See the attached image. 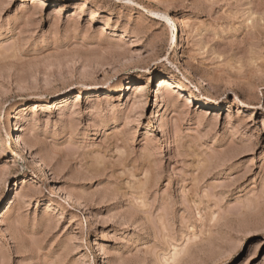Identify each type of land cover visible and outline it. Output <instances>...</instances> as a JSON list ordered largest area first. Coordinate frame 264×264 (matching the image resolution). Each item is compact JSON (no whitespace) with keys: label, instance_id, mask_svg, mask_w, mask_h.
Instances as JSON below:
<instances>
[{"label":"rangeland","instance_id":"obj_1","mask_svg":"<svg viewBox=\"0 0 264 264\" xmlns=\"http://www.w3.org/2000/svg\"><path fill=\"white\" fill-rule=\"evenodd\" d=\"M0 264H264V0H0Z\"/></svg>","mask_w":264,"mask_h":264},{"label":"bare ground","instance_id":"obj_2","mask_svg":"<svg viewBox=\"0 0 264 264\" xmlns=\"http://www.w3.org/2000/svg\"><path fill=\"white\" fill-rule=\"evenodd\" d=\"M39 1V0H38ZM59 2V1H58ZM53 3H55V2H53ZM171 21V20H170ZM170 21H168V23L171 25V22ZM185 24H186V22H185ZM184 24V20H183V18L181 19V21H180V25L178 26V27H183V26H186ZM172 26V25H171ZM177 27V26H176ZM175 38H177V36L175 35V34H172V36H171V38H170V41L172 42V41H174L175 40ZM174 83V82H173ZM172 83V81L169 79V78H166V77H162L161 79H159V81H158V86H157V90H159L161 93H166L167 92V88H170L171 86H173L174 84ZM138 90H140V91H138V92H141V89L140 88H138ZM173 90H174V92H176L175 94L177 95V93L178 94H180L181 96L183 95L184 97H187L188 99H187V101H189L190 100V98H191V96H192V94L191 93H187V94H184V92H181L180 90H176L175 88H173ZM160 93V94H161ZM174 94V95H175ZM189 94V95H188ZM195 98V97H194ZM208 99H211L212 100V97H206V98H204L203 99V101L204 100H206V103L208 102L207 100ZM200 100V99H199ZM198 100V101H199ZM211 100H209V102L211 101ZM202 101V100H201ZM212 103H214V100H212L211 101ZM209 104H211V103H209ZM38 163L40 162V160L39 161H37ZM179 252V251H178ZM176 254V253H175ZM174 254V255H175Z\"/></svg>","mask_w":264,"mask_h":264}]
</instances>
